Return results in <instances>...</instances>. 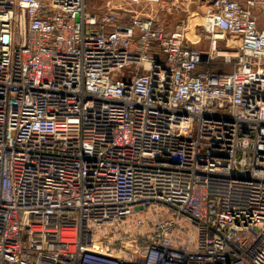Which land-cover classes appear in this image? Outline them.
I'll return each instance as SVG.
<instances>
[{"label": "built area", "instance_id": "obj_1", "mask_svg": "<svg viewBox=\"0 0 264 264\" xmlns=\"http://www.w3.org/2000/svg\"><path fill=\"white\" fill-rule=\"evenodd\" d=\"M256 8L0 0V264H264Z\"/></svg>", "mask_w": 264, "mask_h": 264}, {"label": "rangeland", "instance_id": "obj_2", "mask_svg": "<svg viewBox=\"0 0 264 264\" xmlns=\"http://www.w3.org/2000/svg\"><path fill=\"white\" fill-rule=\"evenodd\" d=\"M215 0H165L163 6L155 3H136L126 0H86L87 10L101 13L109 7L125 9L124 21H127L130 11L137 13H154L163 18L170 28L185 24L187 35L191 40H200L201 35H206L204 17L208 8ZM207 45V43H206ZM205 46V45H203ZM208 46V45H207ZM230 67H225V69Z\"/></svg>", "mask_w": 264, "mask_h": 264}, {"label": "crops", "instance_id": "obj_3", "mask_svg": "<svg viewBox=\"0 0 264 264\" xmlns=\"http://www.w3.org/2000/svg\"><path fill=\"white\" fill-rule=\"evenodd\" d=\"M238 1H240V2H246L247 0H238ZM255 14L257 16V20H258L259 27L262 28V29H264V11L263 10H260L259 8H256L255 9ZM206 43L208 45V41L206 40L205 35L204 36L201 35L200 36V40H194V41L192 40V44L194 46H197V47H200V48H206L207 47ZM225 44L226 43L223 42L222 43V46H226ZM203 45H205V46H203Z\"/></svg>", "mask_w": 264, "mask_h": 264}]
</instances>
